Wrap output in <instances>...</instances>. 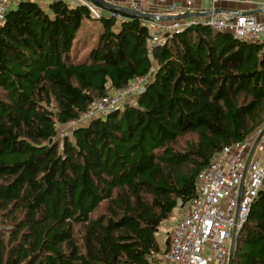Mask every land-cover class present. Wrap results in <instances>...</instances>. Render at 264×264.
Returning a JSON list of instances; mask_svg holds the SVG:
<instances>
[{"label": "trees", "instance_id": "obj_1", "mask_svg": "<svg viewBox=\"0 0 264 264\" xmlns=\"http://www.w3.org/2000/svg\"><path fill=\"white\" fill-rule=\"evenodd\" d=\"M122 15L23 0L0 23V264H159L157 232L200 171L264 127V41L196 24L149 48L144 19ZM88 20L98 38L78 62ZM150 72L143 93L60 136ZM233 264H264V189Z\"/></svg>", "mask_w": 264, "mask_h": 264}, {"label": "built area", "instance_id": "obj_2", "mask_svg": "<svg viewBox=\"0 0 264 264\" xmlns=\"http://www.w3.org/2000/svg\"><path fill=\"white\" fill-rule=\"evenodd\" d=\"M21 1L0 0V23L11 6L15 7ZM64 1L85 6L94 19L103 15L102 6L92 0ZM126 6L157 15L200 13L201 16L181 19H144L143 24L150 32L149 48L155 43H166L173 34L196 24L230 32L244 41H264V0H129ZM157 6L163 9H157ZM254 10L259 12L252 13ZM113 15L119 17L120 13ZM152 75L150 72L135 79L124 90L99 98L78 121L69 125L70 129L86 124L93 117L105 116L129 98L137 97L146 90ZM259 132L225 146L200 171L196 196L186 203H178L180 215L170 232L169 248L157 253L159 264H228L233 232L235 229L241 231L254 201L264 189V135L247 167Z\"/></svg>", "mask_w": 264, "mask_h": 264}, {"label": "water", "instance_id": "obj_3", "mask_svg": "<svg viewBox=\"0 0 264 264\" xmlns=\"http://www.w3.org/2000/svg\"><path fill=\"white\" fill-rule=\"evenodd\" d=\"M95 3L99 4L100 6H102L104 9H108V10H114L120 14H127V15H133V16H138L141 17L143 19H151V20H165V19H181V18H185V17H190V16H201L200 13L193 11V12H187V13H182V14H167V15H157L155 13L152 12H144L138 9H133L130 8L126 5H120L117 4L111 0H92ZM252 13H258L259 10H254L251 11ZM264 135V127L260 130L259 134L257 135L256 141L253 145V148L250 152V155L248 157L247 160V167L251 161V158L253 156V153L257 147V144L259 143V141L261 140V138ZM53 139H50V142H52ZM246 167V170H247ZM243 187V183L241 185V188ZM239 232L237 229L234 230L233 232V236H232V240H231V244H230V253H229V259H228V264H233L235 257H236V252H237V241H238V235Z\"/></svg>", "mask_w": 264, "mask_h": 264}, {"label": "rangeland", "instance_id": "obj_4", "mask_svg": "<svg viewBox=\"0 0 264 264\" xmlns=\"http://www.w3.org/2000/svg\"><path fill=\"white\" fill-rule=\"evenodd\" d=\"M39 3H40L41 5H43V6H46V5L48 4V3L45 2V1H39ZM68 3L71 4V5H73V2H71V1H69ZM13 8H15V7H14V6H11L10 9H13ZM103 12H104V14H105L106 11H104V9H103ZM96 25L99 26V23L96 22ZM81 30H82V29H81ZM89 33L92 35V37H91V43L89 44V46L91 47V46L95 43L96 39L98 38V32L96 33V32H93L92 30H89ZM90 47H89V48H90ZM88 50H89V49H86L85 51H83V52L80 54V56H78V57L76 58V60H77L78 62H79V61H82V60L85 58L86 54L88 53ZM69 130H70L69 124L60 127V130H59V131H60V136H62V135L64 134V132L68 133ZM96 214H97V212H94L91 216L94 217V216H96ZM179 215H180V214H179V209H178V207H177V208L173 211V215H172L170 218H168L167 220H165V221L161 224V226H160V228H159V230H158V232H157V240H158V243H159V245L161 246V248H164V247L166 246V239H167L168 233H170V232L172 231V229H173V227H174L175 220L177 219V217H178Z\"/></svg>", "mask_w": 264, "mask_h": 264}, {"label": "crops", "instance_id": "obj_5", "mask_svg": "<svg viewBox=\"0 0 264 264\" xmlns=\"http://www.w3.org/2000/svg\"><path fill=\"white\" fill-rule=\"evenodd\" d=\"M111 1H113V2H115V3H117V4H120V5H126V3L129 1V0H111ZM157 9H163V7L162 6H157ZM104 11H106L105 12V15H109L110 14V12L111 11H109V10H104ZM123 17V15L122 14H120V16H119V18L121 19ZM96 22H98V21H92V20H88V22H87V24L84 26V27H82L81 29L82 30H80V33L81 34H89L90 35V33H89V30H92V28L94 27V29H99L100 28V25L99 26H97L96 25ZM96 33L98 32L97 30H94ZM93 31V32H94ZM90 43H91V41H90ZM90 47V46H89ZM89 47H87V48H85V50L86 49H89ZM84 50V51H85ZM177 220H178V217H177V219L175 220V223L177 222ZM175 223H174V225H175Z\"/></svg>", "mask_w": 264, "mask_h": 264}, {"label": "bare ground", "instance_id": "obj_6", "mask_svg": "<svg viewBox=\"0 0 264 264\" xmlns=\"http://www.w3.org/2000/svg\"><path fill=\"white\" fill-rule=\"evenodd\" d=\"M103 8V7H102ZM104 9V8H103ZM104 10H108V9H104ZM109 11H111V14H113L114 12H112V11H114V10H109ZM116 12V11H115ZM56 135V134H55Z\"/></svg>", "mask_w": 264, "mask_h": 264}]
</instances>
